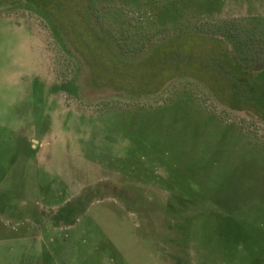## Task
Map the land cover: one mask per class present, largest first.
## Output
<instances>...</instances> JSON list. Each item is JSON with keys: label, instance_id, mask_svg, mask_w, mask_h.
Returning a JSON list of instances; mask_svg holds the SVG:
<instances>
[{"label": "rangeland", "instance_id": "1", "mask_svg": "<svg viewBox=\"0 0 264 264\" xmlns=\"http://www.w3.org/2000/svg\"><path fill=\"white\" fill-rule=\"evenodd\" d=\"M0 264H264V0H0Z\"/></svg>", "mask_w": 264, "mask_h": 264}, {"label": "trees", "instance_id": "2", "mask_svg": "<svg viewBox=\"0 0 264 264\" xmlns=\"http://www.w3.org/2000/svg\"><path fill=\"white\" fill-rule=\"evenodd\" d=\"M87 3V1H85Z\"/></svg>", "mask_w": 264, "mask_h": 264}]
</instances>
